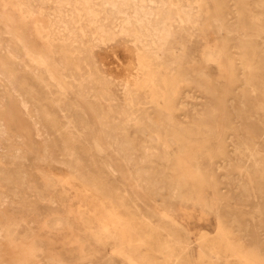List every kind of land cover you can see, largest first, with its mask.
<instances>
[{
    "label": "rangeland",
    "instance_id": "1",
    "mask_svg": "<svg viewBox=\"0 0 264 264\" xmlns=\"http://www.w3.org/2000/svg\"><path fill=\"white\" fill-rule=\"evenodd\" d=\"M0 264H264V0H0Z\"/></svg>",
    "mask_w": 264,
    "mask_h": 264
},
{
    "label": "bare ground",
    "instance_id": "2",
    "mask_svg": "<svg viewBox=\"0 0 264 264\" xmlns=\"http://www.w3.org/2000/svg\"><path fill=\"white\" fill-rule=\"evenodd\" d=\"M67 1H68V0H67ZM86 6H87V5H86ZM87 9H88V8H87ZM88 11H89V10H88ZM88 11H87V12H88ZM91 19H92V18H91ZM48 29H49V28H48ZM86 95H87V94H86ZM84 96H85V95H84ZM207 120H208V119H207ZM208 122H209V121H208ZM45 132H46V130H45ZM45 142H46V141H45ZM117 215H118V214H117ZM56 222H57V221H56ZM110 227H111V226H110ZM100 230H101V229H100Z\"/></svg>",
    "mask_w": 264,
    "mask_h": 264
}]
</instances>
